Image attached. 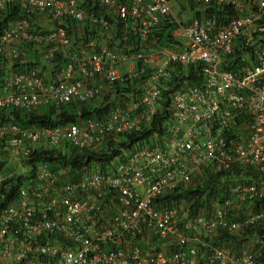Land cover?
<instances>
[{"label":"built area","instance_id":"1","mask_svg":"<svg viewBox=\"0 0 264 264\" xmlns=\"http://www.w3.org/2000/svg\"><path fill=\"white\" fill-rule=\"evenodd\" d=\"M1 20L0 107L108 108L0 122V167L39 149L94 152L37 162L0 210V264H264L258 236H236L264 228V0H0ZM191 66L200 80L164 105L166 80ZM164 107L157 129L119 145ZM211 172L218 195H177Z\"/></svg>","mask_w":264,"mask_h":264},{"label":"trees","instance_id":"2","mask_svg":"<svg viewBox=\"0 0 264 264\" xmlns=\"http://www.w3.org/2000/svg\"><path fill=\"white\" fill-rule=\"evenodd\" d=\"M212 11H214L219 17L226 16L225 14H233L234 10L232 6L225 7L220 9L218 7H212ZM199 11V10H197ZM9 12H8V14ZM2 20L0 21V23ZM70 26L72 30L75 29V23L73 21L70 22ZM170 25L162 24L161 28L155 32L157 35L158 42L164 43L168 39V34L170 30ZM82 36L76 34V31L73 32V40L74 42L80 41ZM63 61V58L60 59ZM59 60L61 64V61ZM22 68L21 65H19ZM16 67V68H19ZM176 70L173 71L172 78L166 80V84L169 88L165 89V99L164 105L169 102L170 97L168 92L172 91L175 88L185 86L187 84H193L200 80L201 75L198 73V70H194L193 66L184 69L181 76L176 74ZM130 83L126 82H115L112 88L115 92L121 91V89H131ZM44 106V107H43ZM101 107V108H100ZM108 108V104H103L102 106H96L94 101L89 103H82V102H67L64 104H60L59 106H55L52 103H46L40 105L37 109H22L16 108L13 106H4L0 107V122L1 121H12L18 124H56L60 122H67V121H77L82 116H88L91 113H95L96 116L100 114L103 110ZM168 110L164 107L162 111H158L154 116L152 124L150 127L144 126L141 129L125 134L126 140L124 136L119 138V145L124 148L130 147L131 143L133 144L135 141L140 140L144 137H147L150 133H152L155 129H157L156 123L160 124L162 118L167 116ZM90 154L84 152L82 154L77 153H69L66 154L58 150L57 148H49V149H39L34 150L31 152L28 158L23 160L22 164L24 166H28L27 174L24 173H12L9 176L2 177L0 179V210L9 202L14 200L17 197L19 188L23 182V180L28 176L29 173L34 171L35 165L37 162L41 160H45L48 162L52 167L59 166V164H64L66 162H75L78 157L79 162H82V157L85 158L87 155L91 157L94 152H89ZM7 161V157L4 156L3 165ZM0 167V169L3 167ZM215 175V174H214ZM213 173H210V178L205 179L201 184H198L197 187L181 190L177 195H182L183 197H189V194H196L200 195L203 190L209 189V194L218 195L219 186L214 183L210 184V180L213 178ZM217 180V178H215ZM260 204L264 206V199L260 201ZM248 235H256L258 236V241L256 242V246L258 247L259 251V258L264 261V228L260 225L247 227L243 232L236 234V236L241 237V240ZM231 237H235V235L230 234Z\"/></svg>","mask_w":264,"mask_h":264},{"label":"rangeland","instance_id":"3","mask_svg":"<svg viewBox=\"0 0 264 264\" xmlns=\"http://www.w3.org/2000/svg\"><path fill=\"white\" fill-rule=\"evenodd\" d=\"M126 66L124 65V66H121L120 67V70H123L124 68H125ZM44 107V106H43ZM11 161H13V162H16L17 163V166H16V164L14 165V163L13 162H11ZM13 166H12V165ZM16 166V169H15V171L16 172H22V171H24L26 168L22 165V163L21 162H19L18 160H16V159H10V161H8L7 163H6V165H5V167H3V169H1L0 170V175H5V174H7V173H9L10 171H13V167H15ZM250 244H253V242H251Z\"/></svg>","mask_w":264,"mask_h":264},{"label":"crops","instance_id":"4","mask_svg":"<svg viewBox=\"0 0 264 264\" xmlns=\"http://www.w3.org/2000/svg\"><path fill=\"white\" fill-rule=\"evenodd\" d=\"M9 161H10V159H9ZM7 162H8V161H7ZM7 162H6V163H7ZM11 162H13V161H11ZM6 163L3 165V167H5ZM13 163H14V165L16 164V166H17V163H16V162H13ZM11 165H12V164H11ZM12 166H13V165H12ZM16 166L13 167V171H10L9 173H7V174H5V175H0V177H6V176H9L10 174L16 172V171H17V170L15 171ZM3 167H2V169H3Z\"/></svg>","mask_w":264,"mask_h":264},{"label":"clouds","instance_id":"5","mask_svg":"<svg viewBox=\"0 0 264 264\" xmlns=\"http://www.w3.org/2000/svg\"><path fill=\"white\" fill-rule=\"evenodd\" d=\"M7 161H9L8 158H7ZM7 161H6V162H7ZM6 162H5V163H6ZM21 163H22V162H21ZM2 165H3V163H2ZM2 165H1V166H2ZM22 165H23V164H22ZM23 166H24V165H23ZM1 169H2V168H1ZM1 169H0V170H1ZM22 172H23V171H22ZM22 172H14V173H22ZM0 178H2V177H0Z\"/></svg>","mask_w":264,"mask_h":264}]
</instances>
